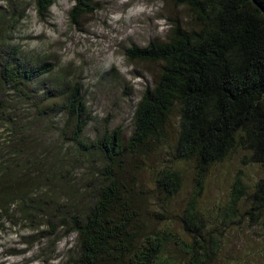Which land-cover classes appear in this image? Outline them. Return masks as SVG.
<instances>
[{"label":"trees","instance_id":"1","mask_svg":"<svg viewBox=\"0 0 264 264\" xmlns=\"http://www.w3.org/2000/svg\"><path fill=\"white\" fill-rule=\"evenodd\" d=\"M56 1L33 0L35 14L45 19ZM178 1L190 15L186 24L174 21L166 40L125 52L131 61L159 67L135 106L126 140L118 129L86 139L91 118L85 97L69 82L57 89L59 105L35 104L40 112L33 126L26 123L13 100H32L40 93L33 84L55 67L30 64L17 49L6 59L0 53V232L24 227L47 239L72 237V255L61 264H209L217 238L197 207L209 168L243 147L264 171V0ZM72 2L73 24L93 11L88 0ZM11 10L15 29L26 8ZM43 94L42 103L55 95L48 86ZM49 116L62 117L59 130L53 128L59 149L34 130ZM158 151L171 158L154 181L161 211L145 212L150 201L127 172L129 160ZM184 162H193L196 173V189L178 216L187 240L172 230L174 215L162 208L181 189L173 167ZM77 167H84V187L64 191L63 180ZM242 199L250 203L249 219L264 227V178L249 192L237 177L226 207Z\"/></svg>","mask_w":264,"mask_h":264},{"label":"rangeland","instance_id":"2","mask_svg":"<svg viewBox=\"0 0 264 264\" xmlns=\"http://www.w3.org/2000/svg\"><path fill=\"white\" fill-rule=\"evenodd\" d=\"M88 1L93 7L92 13L73 24L69 18L72 0H57L45 19L35 14L33 0H0V53L4 59L17 49L30 64L48 62L55 67L52 73L33 84V89L40 92L38 95L26 102L18 103L19 100L14 99L13 106L31 125L40 112L36 111L35 104L43 108L51 103L59 105V86L63 82L78 84L91 118L85 128L86 139L94 140L106 131L118 129L126 140L132 131L135 106L159 74L155 64L129 60L126 50L166 40L173 22L184 25L190 15L178 5V0ZM14 8L17 11L26 8V13L20 25L12 29L11 9ZM47 86L55 95L42 103ZM46 118L34 130L38 138L54 148L59 145L62 117ZM176 122L174 119L172 125ZM65 148L63 152L68 162L71 149L68 144ZM158 153L149 154L143 160H129L127 172L136 178L138 192L150 201L145 212L161 211V198L154 181L158 171L166 165L165 160L171 158L168 159L166 151ZM249 153L243 147L237 148L224 161L212 165L205 175L197 207L218 245L209 264H264V227L247 216L250 203L242 199L236 208L226 207L237 177L243 180L249 192L264 178V171L251 163ZM173 169L181 174L182 186L169 205L162 208L174 215L172 230L187 240L180 231L178 216L196 189V173L193 162L175 163ZM84 178V167L70 170L62 182L63 190H81ZM148 220L153 222L149 217ZM45 237L36 236L24 227L5 229L0 232V264H61L72 255L69 251L74 244L72 237H64L63 233L55 239Z\"/></svg>","mask_w":264,"mask_h":264}]
</instances>
